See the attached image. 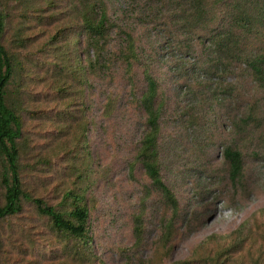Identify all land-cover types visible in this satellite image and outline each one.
<instances>
[{"label":"rangeland","instance_id":"obj_1","mask_svg":"<svg viewBox=\"0 0 264 264\" xmlns=\"http://www.w3.org/2000/svg\"><path fill=\"white\" fill-rule=\"evenodd\" d=\"M12 1L0 0V10L9 14L4 42L21 58L25 68H29L30 76L24 77L28 92L25 102L28 110L37 111L36 115L25 113L23 118L21 176L24 188L54 205L60 200V190L77 182L75 174L71 173L74 160L65 153V144L69 145L72 140L70 129L59 133L56 128L61 125L54 124L55 111L63 102H72L69 111L79 116L80 121L90 123L86 136L92 166L90 180L83 187L93 239L90 260L80 262L72 257L64 260L61 258L62 244L48 229L46 219L25 202L18 215L1 225L0 264H59L61 260L64 264H143L151 260L155 263V257L159 256L157 250H162L163 220H168L171 213L159 202L155 192L149 190L145 197L149 181L141 167L135 166L132 177L127 169L142 129L138 125L141 113L135 107L134 98L144 86L143 66L148 64L149 71L162 79L164 87L168 86L167 49L161 51L162 59L156 57V29L149 22L150 0H105L108 16L115 23L105 46L106 68L100 76H89L88 83L79 85V89L74 85L59 101L50 82L56 61V51L52 47L64 26L77 27L80 22L71 18L72 12L66 11L67 6L71 9V2L77 1L39 0L40 11L28 13L29 17L24 20L23 9ZM19 21L25 25L22 30L27 39L24 46L12 44L10 39V25ZM70 31L71 28L64 30L55 45H62ZM124 33L132 34L140 54L130 74L120 55ZM243 86L233 93L242 94L244 99L233 111L239 118L256 102H264L263 92L256 85L247 80ZM198 91L204 92L205 100L191 106L192 126L189 122L186 124L185 116L177 113L176 103L169 99L163 113L162 136L173 140L164 151V156L171 160L162 174L179 200L180 211L174 219L172 240L166 244L167 251L158 264L185 259L197 264L194 262L198 257L196 249L213 252L220 245L234 241L235 237L223 241L220 236L232 233L245 221L256 238L259 233L254 225L264 229V216L260 213L264 208V119L238 135V127L229 124L225 117L229 114L225 105L210 100L209 89L198 88ZM82 103L87 104L83 112ZM259 106L260 112L255 111L261 116L263 105L259 103ZM187 127L189 130L185 129ZM193 127H204V135H195ZM232 142L245 156L243 180L236 187L227 178V166L221 156L223 147ZM197 156L209 174L201 191L196 176L183 184L178 182L177 176L187 165L195 163L193 159ZM139 212L143 215V232L137 240L133 217ZM259 244L257 242L256 246ZM43 254L47 258H43Z\"/></svg>","mask_w":264,"mask_h":264},{"label":"trees","instance_id":"obj_2","mask_svg":"<svg viewBox=\"0 0 264 264\" xmlns=\"http://www.w3.org/2000/svg\"><path fill=\"white\" fill-rule=\"evenodd\" d=\"M76 1L71 2V9L67 6L66 11L72 12L71 18L79 19L80 22L77 27L64 26L55 43L62 38L64 30L71 28L69 37L64 39L62 45L54 43L52 47L56 51V61L50 82L57 101L62 100L63 94L74 85L75 89H79V85L88 83L89 76L102 74L107 61L105 46L111 28L115 26L108 16L105 0ZM12 2L18 3L23 9V20L29 17L28 13H37L41 8L39 0ZM150 5L149 22H152L153 29H156V57L162 59L164 55L161 51L167 49L168 86L164 87L162 79L149 71L148 64L143 66L144 86L138 96L134 94L135 107L141 113L138 125L142 129L132 160L127 163V169L132 177L135 166L139 165L149 181L145 197L148 196L149 190L155 192L159 196V202L171 213L168 220H163L160 242L162 250H157L159 256L155 257V263H151L153 260L143 263L158 264L167 251L166 244L172 240L174 219L180 211L179 200L162 174L163 168H169L171 160L170 157L164 156V151L173 140L172 137L162 136L166 102L168 99L175 102L177 113L185 116L186 124L189 122L192 126L191 106L205 100L204 92L200 93L198 88L209 89L210 100L218 102L219 105L224 104L226 113L229 110L225 117L229 124L238 127V135H242L250 125L258 124L264 119V102H256L255 106L248 108L240 118L233 114V111L238 109L237 105H241L244 100L242 94L237 96L233 93L237 87H245L247 80L261 89L264 95V0H150ZM8 17L9 14L1 9L0 229L4 221L22 211L26 202L33 207L37 215L46 219L48 229L62 244L61 258L65 260L72 257L80 262L88 261L92 255L90 243L93 238L89 232V209L84 187L90 180L92 166L86 136L90 123L86 119L80 121L79 116L69 111L72 102H63L55 111L54 124L61 125L56 128L59 133H66L70 129L72 140L69 145L65 144V153L74 160L71 173L75 174L77 182L74 186L62 188L60 200L54 205L24 188L21 176L23 118L25 113L36 115L37 111L28 110L25 102L28 92L24 87V77L30 76L29 68H25L21 58L4 42ZM24 26L20 21L10 25L12 44L25 45L27 39L22 34ZM120 55L126 64V72L130 74L134 61H137L140 55L131 33H124ZM129 78L131 81L132 75ZM259 103L263 105L261 116L255 111L260 112ZM86 109L87 104L82 103L81 111ZM44 113L45 111L41 112L42 115ZM48 115L46 117H49ZM185 129L189 130L188 127ZM204 130V127L192 128L195 135H204ZM221 156L227 166V178L234 187L239 186L244 176L243 152L232 142L223 147ZM79 159L82 160L78 163ZM199 159L201 158L198 156L193 159L195 163L187 165L177 176L180 184L189 181L191 176H196L201 191V186H205L209 174L201 164L202 161L198 162ZM260 213L264 216V208ZM141 214L142 212L136 213L133 217L137 240L143 232ZM253 218H256V214ZM248 224V221L242 222L232 233L220 236L223 241L231 237L236 239L220 245L213 252L196 249L198 257L194 262L264 264V229L254 225L259 233L256 238L255 232ZM214 238L217 239L216 236ZM257 242H260L258 246ZM42 257L47 258L46 254ZM64 263L65 261L61 260L59 264ZM170 264H191V260L174 261Z\"/></svg>","mask_w":264,"mask_h":264}]
</instances>
